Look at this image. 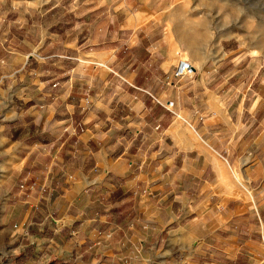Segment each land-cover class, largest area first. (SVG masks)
Listing matches in <instances>:
<instances>
[{
	"label": "crops",
	"instance_id": "crops-1",
	"mask_svg": "<svg viewBox=\"0 0 264 264\" xmlns=\"http://www.w3.org/2000/svg\"><path fill=\"white\" fill-rule=\"evenodd\" d=\"M204 4L0 0V264L263 258L264 47Z\"/></svg>",
	"mask_w": 264,
	"mask_h": 264
},
{
	"label": "rangeland",
	"instance_id": "rangeland-1",
	"mask_svg": "<svg viewBox=\"0 0 264 264\" xmlns=\"http://www.w3.org/2000/svg\"><path fill=\"white\" fill-rule=\"evenodd\" d=\"M194 3L204 2L205 9H196L205 12L213 27L223 28L222 36L233 40L239 38L247 44L244 39L250 37L249 45H252L255 38L261 35L264 30V0H189ZM259 32V33H258ZM262 46V45H261ZM264 46V45H263ZM187 58L182 55L181 59ZM19 139V138H14ZM0 146V164L5 159ZM16 153H18L16 151ZM6 201L0 199V208L4 207ZM262 258V250L260 252ZM259 259V260H260Z\"/></svg>",
	"mask_w": 264,
	"mask_h": 264
},
{
	"label": "built area",
	"instance_id": "built-area-1",
	"mask_svg": "<svg viewBox=\"0 0 264 264\" xmlns=\"http://www.w3.org/2000/svg\"><path fill=\"white\" fill-rule=\"evenodd\" d=\"M173 76L176 78L180 77H192L193 76V66L187 59H180L175 65ZM171 104L170 102L168 103ZM262 245L264 249V236H262ZM256 264H264L263 258Z\"/></svg>",
	"mask_w": 264,
	"mask_h": 264
},
{
	"label": "bare ground",
	"instance_id": "bare-ground-1",
	"mask_svg": "<svg viewBox=\"0 0 264 264\" xmlns=\"http://www.w3.org/2000/svg\"><path fill=\"white\" fill-rule=\"evenodd\" d=\"M254 41H255L254 43L260 44L262 46L264 45V30L261 32V35L258 38L254 39Z\"/></svg>",
	"mask_w": 264,
	"mask_h": 264
}]
</instances>
